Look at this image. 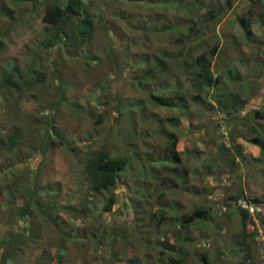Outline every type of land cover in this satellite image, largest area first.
Wrapping results in <instances>:
<instances>
[{"label":"rangeland","instance_id":"obj_1","mask_svg":"<svg viewBox=\"0 0 264 264\" xmlns=\"http://www.w3.org/2000/svg\"><path fill=\"white\" fill-rule=\"evenodd\" d=\"M0 1L3 7H0V37L5 42L0 52V69L7 67L12 60H16L23 68L32 62V53L37 51L36 45L45 38L46 24L43 17L46 0H18L17 4L12 0ZM259 1L256 5L253 1L243 0L230 9L221 21L209 22L205 19L206 14L215 7L226 8L227 0H84L88 4H85L87 11L98 24L102 10L106 9L113 21L112 27L106 28V35L115 45L113 48L124 50L125 57L127 54L132 58L125 62L130 64L137 61L143 68L140 64L133 65L117 75L115 65L102 56L108 41L102 32L95 30L89 46L103 59L102 65L98 67L97 79L105 80L111 87L112 95H118L121 103H128L136 113L133 117H127L123 109L124 118L120 120L117 119L115 107L103 117L88 111L85 104L92 89L82 74L76 73L74 69L76 85L65 81L67 103L56 117L57 126L79 147L81 158L99 151L127 156L128 166L115 191L117 202L111 212H103V203L109 193L102 199L90 197L79 171L77 154L66 148L51 149L45 158L33 154L19 164L14 172L21 182L28 184L35 179L42 165L40 181L42 186L54 193L58 203L54 202V206H87L84 218L75 224L71 236L72 239L87 241L85 246L89 249L88 254H91L92 258H89L92 264H100L101 258L94 254L96 248L85 235L83 227L87 223L90 224L89 229L96 228L101 222H119L130 229L129 238L138 248L135 255L140 257L144 254L145 260H150L149 264H169L171 257L184 258L188 264H205L207 261L204 256L208 264H235L237 260L240 264H264V249L261 248L264 233L257 234L252 224L247 225L249 244L254 250V257L248 259L250 246L241 241L239 216L234 209L223 206L227 198L240 188L251 197L264 199V149L254 146L252 140L255 134L244 127L242 138L245 146L241 154L245 159L226 154L221 147L225 142L221 128L213 124L215 121L223 122L221 117L214 119L210 111V105L215 106L211 97L213 89L201 91L204 100L196 103L193 100L197 92L194 87L196 80L192 78L195 58L206 52L211 54L214 46L223 43L220 54L218 51L213 57L214 70L230 68L237 73L239 69L245 79L248 78L245 84L233 85L247 103L239 114H249L254 107L264 108V0ZM59 2L64 5L66 0ZM246 13L251 17L255 34L250 39H247L236 17ZM119 14L125 17L121 19ZM135 22L156 24L153 27L162 30L176 24L180 31L171 29L165 34L153 32L146 39L142 32L136 30ZM190 26H195L192 33L189 32ZM181 37L183 45L179 44ZM125 42L137 44L133 45L132 54L124 49ZM156 58L163 61L157 64ZM257 60L261 61L260 65L256 63ZM146 87L157 90V94L172 101L177 99V88L181 87L179 92L186 101L179 108L150 105L148 111L151 107V112L147 113L145 123L139 109L144 106L141 101L146 98L143 93ZM165 87H172L174 91L170 94L163 92ZM53 91L54 85L43 86L45 96L40 99L48 100ZM28 95H11L9 103L0 107V122L4 126L2 136L5 137L13 125L20 126L24 122L30 126L36 124L38 105ZM118 104L114 102L113 106ZM152 114L157 121L153 120ZM100 117L102 120L98 123ZM161 126L176 130L179 136L178 150L182 162H175V170L163 169L162 163L168 159V141L161 135ZM225 127L229 133L234 130L232 126ZM118 128L122 129L120 133H117ZM225 144L232 146L231 139L230 142L226 140ZM232 157L236 163L234 169ZM166 164L170 165L169 161ZM209 164L211 171L208 167L207 170L211 173L204 170ZM214 176L220 179L215 183V188L209 180ZM41 202L47 203V199L42 198ZM94 207L96 209L92 210ZM202 207L210 209V218L207 220L196 221L185 228L177 222ZM163 216L165 220L162 224L160 220ZM6 225V220L0 214V231H4ZM172 229L174 236H165L166 231ZM145 233L149 236L146 237ZM119 250L122 252L121 248ZM2 251L0 249V256ZM222 253L225 255L223 259L220 257ZM37 254L40 251H35L30 258L27 255L30 264L36 260ZM119 255L125 257L126 254ZM134 263L138 264L137 261Z\"/></svg>","mask_w":264,"mask_h":264},{"label":"trees","instance_id":"obj_2","mask_svg":"<svg viewBox=\"0 0 264 264\" xmlns=\"http://www.w3.org/2000/svg\"><path fill=\"white\" fill-rule=\"evenodd\" d=\"M59 1H45V15L43 17V22L46 24L45 38L39 42L40 44L36 45L35 49L37 51L32 53V62L22 68L16 60H12L7 67H1L0 69V107L9 103L11 95H22L24 93L29 94L28 97H32L38 105V116H36L35 125L30 126L26 122L20 126L13 125L4 137L2 136L4 126L0 122V214L7 224L6 229L0 231V249H3L0 264H30L27 255L29 254L28 258H30L37 250L40 251V254H37L33 264H92L89 258L91 254H88L89 249L85 246L87 241L72 239L71 236L75 224L84 218V210L87 206L83 204H80L78 208L54 206L58 204L54 199V193L42 186L40 181L39 172L42 165L38 169L35 179L25 184L14 172L19 164L27 161L33 154L42 155L45 158L49 150L58 147L73 151L79 159V171L90 197L102 199L101 197L109 193L102 208L103 212L109 213L117 202L118 198L115 191L120 177L129 163L127 156H115L108 151L88 153L87 157L81 158L78 153L79 147L74 145L70 136L66 135V132L57 126L56 117L61 107L67 103L68 90L65 89V81L71 83L72 86L76 85L74 82V69H76V73L80 72L82 74V77L92 89L85 104L88 111L103 117L115 107L118 113L117 119L120 120L124 118L123 109H125L127 117H133L136 113L128 103H121L118 95H112L111 87L106 84L105 80L97 79L98 67L102 65L103 59H100L98 53L89 46L93 41L92 36L95 30L102 32L108 41L102 56L115 65L117 75H120L123 69L131 68L133 65L140 64L142 68L141 63L137 61L130 64L125 62L131 57L127 54L125 57L126 52L124 50L113 48L115 45L106 35V28L107 26L112 27L113 21L107 15L106 9L102 10L100 24H98V21L94 22L93 17L87 11L84 0H66L64 5ZM241 1L243 0H227L226 8L220 6L211 9L205 16L206 21H221L223 16L225 17L228 11ZM249 1H253V4L256 5L260 3L259 0ZM12 2L17 4L18 0H12ZM105 4L108 3L105 2ZM86 5L88 6V4ZM121 17L124 18L125 16L121 14ZM236 17L242 25L247 39L252 38L255 34L252 30L251 17L247 13ZM262 17H264V14H262ZM135 24L136 30L142 32L146 39L148 34L153 32L165 34L171 29L177 32L180 31L178 29L179 25L176 24H172V28L166 26L163 30L155 29L153 26L156 24L148 25L145 22H135ZM194 31L195 26H190L189 32ZM216 37L215 39H217ZM181 39L182 37L179 39V44L183 45L184 40ZM220 40H222L221 37ZM4 43L3 38L0 37V52L4 48ZM135 44V42H125L124 49L132 54L134 52L133 45ZM223 47V43H219L214 46L211 54L206 52L195 58V72L193 70L192 78L196 80L194 87H196L197 92L193 100L196 103L204 100L201 91L207 88L213 89L211 97L215 106L210 105V111L213 112L214 119L221 117L223 122L215 121L213 124L218 129L221 128V135L225 142L226 140L230 142V139L232 142V146H227L223 142L221 147L226 154L238 156L244 160L245 157L241 154L242 147L245 146V140L242 138L244 127H248L255 134L252 140L254 146L264 149V108L254 107L249 114L243 116L239 114L242 108L245 109L247 103L241 94L233 88V85L245 84L248 82V78L245 79L239 69H237V73L233 69L230 70V68H225L222 71L214 70L213 57L218 51V54H220ZM182 53L184 54V52ZM161 61L163 60L155 59L157 64ZM256 63L260 65L261 61L257 60ZM188 68L186 67V69ZM45 85H54V93L52 96H48V100H41L40 98L45 96L42 92ZM180 88H177V99L175 101L157 94V90L144 88L143 93L146 98L141 101L144 106L139 109L142 121L147 122L146 115L151 112V107L148 111L150 105L157 108H179L181 103L186 101L179 92ZM165 91L170 94L174 89L165 87L163 92ZM31 92L34 93L31 94ZM114 102L119 104L113 106ZM12 104L15 105V101ZM12 109L10 108V110ZM102 117L99 118L98 123H101ZM152 118L157 121L154 114H152ZM226 125L232 126L234 130L229 133L226 130ZM160 129L162 130L161 135L168 141L166 147V158L168 159L162 163L163 169L172 170L175 162H182L178 150L179 136L175 133L176 130L166 129L163 126ZM121 131L122 129H117V133ZM214 159L218 160V158ZM167 161L170 165L166 164ZM232 161V169H234L236 165L234 157H232ZM207 167L211 171L209 169L210 164L204 167V170H207ZM209 180L215 188V183L219 182L220 179L214 176ZM42 198L47 199V203L41 202ZM240 200H245L253 205L255 208L254 213L252 214L249 209L239 205ZM223 206L234 209L238 214L242 226L240 238L243 243L249 244L248 224H252L255 232L261 234L256 226V220L264 224V199L251 197L243 188H240L239 191L227 198V202ZM202 208L178 219L177 222H180L182 227L185 228L196 221L207 220L210 218V209ZM95 209L96 207L92 208V210ZM164 220L163 216L160 220L162 224ZM85 221H88V218H85ZM89 226L90 224L85 223L83 230L96 248L94 254L97 257L100 256V264H135V261L138 264H149L150 260H147V258L145 260L144 254L140 257L135 255L138 248L133 239L129 238L130 229L122 223L106 224L101 222L96 228L91 227L90 229ZM172 232L173 229L167 230L165 236H174ZM144 235L149 236L147 233ZM249 246L248 259L254 257L253 246L250 244ZM120 248L122 252H120ZM261 248L264 249L263 240L261 241ZM119 253H125L126 255L121 257ZM161 253L164 254L163 251ZM220 257L223 259L225 255L222 253ZM204 258L208 262L207 257L204 256ZM207 262L205 264H208ZM169 264L188 263L184 258L171 257ZM235 264L240 263L237 260Z\"/></svg>","mask_w":264,"mask_h":264},{"label":"built area","instance_id":"obj_3","mask_svg":"<svg viewBox=\"0 0 264 264\" xmlns=\"http://www.w3.org/2000/svg\"><path fill=\"white\" fill-rule=\"evenodd\" d=\"M239 205H241L245 209H249L252 214L255 211V208L253 207V205H251L249 202H247L245 200H240ZM256 226L258 227V230H260V232L263 234L264 233V224H261L260 222H258L256 220Z\"/></svg>","mask_w":264,"mask_h":264}]
</instances>
